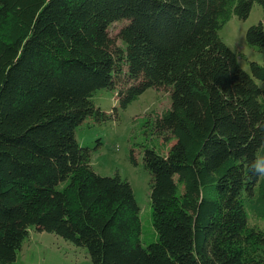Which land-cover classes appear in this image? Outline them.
Listing matches in <instances>:
<instances>
[{"label": "trees", "instance_id": "obj_1", "mask_svg": "<svg viewBox=\"0 0 264 264\" xmlns=\"http://www.w3.org/2000/svg\"><path fill=\"white\" fill-rule=\"evenodd\" d=\"M256 3L0 0V264H18L31 229L93 264H264L248 227L264 220V62L247 72L220 37ZM247 42L264 52V21ZM152 88L172 105L142 146L158 235L144 246L130 182L96 173L76 132L114 118L98 92L126 109Z\"/></svg>", "mask_w": 264, "mask_h": 264}, {"label": "rangeland", "instance_id": "obj_2", "mask_svg": "<svg viewBox=\"0 0 264 264\" xmlns=\"http://www.w3.org/2000/svg\"><path fill=\"white\" fill-rule=\"evenodd\" d=\"M264 21V9L256 3L247 19L238 17L230 20L220 31L225 44L240 57V64L251 73L250 63L263 64L264 52L251 47L247 42V32L253 25ZM124 23H115L111 28L116 36ZM124 47L122 41H118ZM94 103L106 114L114 118L99 124L87 119L77 130L76 137L82 147L91 148L92 167L101 176L120 175L127 179L134 191L140 207L142 220V241L144 246L158 240L154 227L151 206V175L143 161V145L154 135L150 129L153 113H162L172 105L170 92L166 89H149L137 100L123 109L118 100L117 91H100ZM133 146H136L132 148ZM134 149L137 164L131 162ZM249 228L264 234V220L249 217ZM18 264H93L87 250L78 248L64 238L48 232L31 229L22 251L18 255Z\"/></svg>", "mask_w": 264, "mask_h": 264}]
</instances>
